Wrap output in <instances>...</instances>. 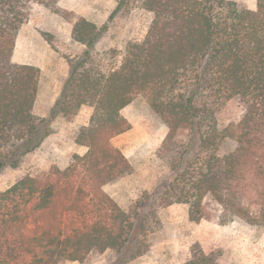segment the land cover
<instances>
[{"label": "trees", "instance_id": "16d2710c", "mask_svg": "<svg viewBox=\"0 0 264 264\" xmlns=\"http://www.w3.org/2000/svg\"><path fill=\"white\" fill-rule=\"evenodd\" d=\"M59 1L0 0V150L13 144L10 150L26 155L50 134L33 115L39 70L12 62L19 29L41 5L74 21L71 39L84 47L67 59L50 116L71 122L90 107L88 126L75 131V143L87 151L64 169L26 175L0 190V264H82L107 251L122 252L125 262L141 255L142 224L103 189L132 171L111 141L130 130L121 111L138 98L167 128L158 157L168 173L147 199L185 205L192 222L264 228V0L255 9L230 0H140L151 22L121 53H96L108 26ZM116 1L109 20L129 4ZM227 101L243 113L219 132L215 108ZM1 165L16 168L18 159ZM183 264L210 260L195 252Z\"/></svg>", "mask_w": 264, "mask_h": 264}, {"label": "rangeland", "instance_id": "374dc122", "mask_svg": "<svg viewBox=\"0 0 264 264\" xmlns=\"http://www.w3.org/2000/svg\"><path fill=\"white\" fill-rule=\"evenodd\" d=\"M230 1L255 9L261 0ZM58 6L98 27L108 26L95 46L96 53L108 50L121 53L128 41L145 35L152 19L150 13L141 9L140 0H129L112 20L109 18L117 6L116 0H60ZM73 22L62 20L44 6L34 5L18 31L12 62L39 70L33 115L36 121L49 126L50 134L26 155L21 156L15 146L10 150L13 144L0 150L1 191L26 175L41 177L53 169H64L74 155L83 156L87 151L75 143V131L88 126L92 116L90 107H81L71 122L59 115L50 116L68 75L67 59L79 56L84 50L71 39ZM242 113L243 107L236 101L216 107L217 130L222 132L237 122ZM121 115L131 128L115 137L111 144L122 152L132 171L103 189L135 222L142 224L138 236L141 255L125 262L127 258L122 252L107 251L82 264H183L195 252L209 258L210 264H264V228L250 227L240 221L225 226L204 220L192 222L185 205L166 207L159 200L153 204L152 199H147V194H152L158 181L168 173L166 161L158 157L167 128L141 98L122 109ZM10 158L18 159L16 168L1 165ZM142 202L147 203L144 211Z\"/></svg>", "mask_w": 264, "mask_h": 264}, {"label": "crops", "instance_id": "0c3cea01", "mask_svg": "<svg viewBox=\"0 0 264 264\" xmlns=\"http://www.w3.org/2000/svg\"><path fill=\"white\" fill-rule=\"evenodd\" d=\"M71 263H74V262H71Z\"/></svg>", "mask_w": 264, "mask_h": 264}]
</instances>
